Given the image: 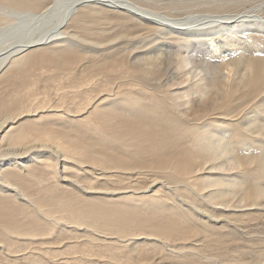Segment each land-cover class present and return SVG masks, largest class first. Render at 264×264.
Returning a JSON list of instances; mask_svg holds the SVG:
<instances>
[{
    "label": "bare ground",
    "instance_id": "obj_1",
    "mask_svg": "<svg viewBox=\"0 0 264 264\" xmlns=\"http://www.w3.org/2000/svg\"><path fill=\"white\" fill-rule=\"evenodd\" d=\"M183 1L0 0V264H196L164 245L264 217V16Z\"/></svg>",
    "mask_w": 264,
    "mask_h": 264
},
{
    "label": "rangeland",
    "instance_id": "obj_2",
    "mask_svg": "<svg viewBox=\"0 0 264 264\" xmlns=\"http://www.w3.org/2000/svg\"><path fill=\"white\" fill-rule=\"evenodd\" d=\"M50 1L51 0H44L43 5L49 3ZM193 1L190 0V2H189V0H186V1L184 0L182 4L185 5L187 3V4H189V7H188V9L182 10V11H184V12H203V11L209 12L210 11V12H216V13L220 11L219 13H223L225 11L227 12L229 9H231V10L228 12H241L243 10L257 9V12L260 10L259 13L262 14V16H264V0H214V1L213 0H211V1L206 0L207 3H205L206 1L203 0L204 4H203V2L201 3L202 0H193ZM195 1H196V4H195ZM208 1H210V2L208 3ZM212 2H214V6L212 4L210 5V3H212ZM217 2H219V3H217ZM7 3H9V2H7ZM217 4H219L221 6H218ZM1 6L5 7V8H2ZM196 6H198V7H196ZM206 6H207V8H206ZM211 6H213V7H211ZM209 7H210V10L208 9ZM224 7H226V8H224ZM195 8L198 10H196ZM6 9H8V7L0 4V19L7 18V19H13V21H16L17 18H15L14 16H11V15L10 16L7 15ZM221 10H222V12H221ZM108 15H110L111 19H108L107 22H109L110 24H115V13H108ZM103 27L105 28V25ZM240 36H238V38L235 37L236 38L235 43L237 45L235 44L234 48L240 47V41L242 40V38H244L243 37L244 34H241ZM222 40H223L222 41L223 43H229L230 41H233L230 36H226V35L223 36ZM248 40H250V39L248 38ZM254 48H255L254 52L259 53V51H260L259 46L254 47ZM238 49L239 48H236L233 51L238 52ZM252 49H251V51H252ZM237 52H235L234 54H237ZM216 57H219V56H216ZM220 61L221 60L219 59V62ZM240 73H243V72L242 71L239 72L238 76L242 75ZM236 74H234L235 76L233 77V79L239 78ZM236 76H237V78H236ZM251 218H254V219H251ZM243 220H245V219H243ZM243 220H236L232 224H229V226H226L227 229L220 230V227H219V230L218 229L214 230L215 234H214V232H212V234H211L212 238H209L210 242H207V244L206 243L203 244L201 247H198L196 245H191L192 247L187 246L189 248H187V247L178 248V249H175V250L179 251L176 254L174 251H171L172 248L170 246V243H167V245H164V250H163V251H165L164 252L165 256L172 257V255H174V256L178 255L181 257H185V256L189 255L188 258L190 260H192L193 262H195L196 264H260V263L264 264V225H262V224H264V217L260 216V215H255V216H251L250 218L246 219L245 221H243ZM241 222H245V223H242L243 226H245L244 228H242V227H239V229L234 228V227H236L235 224L241 223ZM214 236L216 238H214ZM198 242H200V240H198ZM185 248H187L189 250H187ZM190 248H192V249H190ZM183 249H184V251H182ZM258 252H261V253H258ZM171 253H173V254H171ZM186 253L188 255H186Z\"/></svg>",
    "mask_w": 264,
    "mask_h": 264
}]
</instances>
